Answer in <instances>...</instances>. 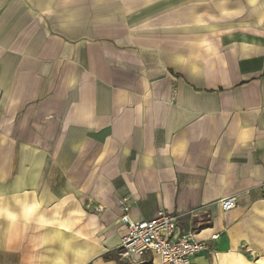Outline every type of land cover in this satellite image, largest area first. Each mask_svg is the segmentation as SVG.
Segmentation results:
<instances>
[{
    "label": "crops",
    "instance_id": "obj_1",
    "mask_svg": "<svg viewBox=\"0 0 264 264\" xmlns=\"http://www.w3.org/2000/svg\"><path fill=\"white\" fill-rule=\"evenodd\" d=\"M123 198L264 264V0H0V264H131Z\"/></svg>",
    "mask_w": 264,
    "mask_h": 264
},
{
    "label": "built area",
    "instance_id": "obj_2",
    "mask_svg": "<svg viewBox=\"0 0 264 264\" xmlns=\"http://www.w3.org/2000/svg\"><path fill=\"white\" fill-rule=\"evenodd\" d=\"M219 205L224 211L234 209L236 197H224ZM120 207L124 233L119 250L131 264H141L146 257L157 259L159 264H191L195 256L207 250L206 242L198 240L193 231L180 230L176 216L163 209L152 218L134 219L127 198L122 199Z\"/></svg>",
    "mask_w": 264,
    "mask_h": 264
},
{
    "label": "snow or ice",
    "instance_id": "obj_3",
    "mask_svg": "<svg viewBox=\"0 0 264 264\" xmlns=\"http://www.w3.org/2000/svg\"><path fill=\"white\" fill-rule=\"evenodd\" d=\"M28 211L30 212V211H32V209H29Z\"/></svg>",
    "mask_w": 264,
    "mask_h": 264
}]
</instances>
